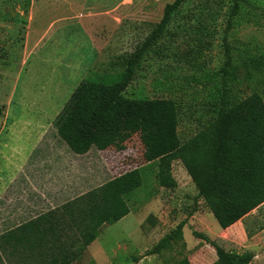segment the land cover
<instances>
[{
	"label": "rangeland",
	"instance_id": "obj_1",
	"mask_svg": "<svg viewBox=\"0 0 264 264\" xmlns=\"http://www.w3.org/2000/svg\"><path fill=\"white\" fill-rule=\"evenodd\" d=\"M174 1L0 0V234L141 168L143 184L130 198L132 211L103 226L74 264H174L184 257L192 264L214 263L212 246L194 231L201 225L212 237L222 228L180 160L172 164L178 186L166 189L157 182V164L147 160L139 133L121 150L93 147L79 155L55 125L83 80L120 77L127 57ZM231 1L187 0L168 27L165 44L152 50L168 45L167 56L151 52L124 93L134 100H174L182 141L209 117L207 104L225 74L226 35L233 58L226 73L230 96H264V0H246L226 34ZM258 214L259 221L251 220L254 230L264 228V207ZM181 222L186 225L170 250L146 256ZM217 241L229 251L245 249L226 238ZM254 247L251 264H264V236Z\"/></svg>",
	"mask_w": 264,
	"mask_h": 264
},
{
	"label": "trees",
	"instance_id": "obj_2",
	"mask_svg": "<svg viewBox=\"0 0 264 264\" xmlns=\"http://www.w3.org/2000/svg\"><path fill=\"white\" fill-rule=\"evenodd\" d=\"M186 1L166 5L161 21L142 46L127 57L126 68L117 80L110 76L83 80L55 125L63 131L70 150L79 155L93 147L105 150L116 146L121 150L132 135L139 133L147 160L157 164L158 184L166 189L178 186L172 164L180 160L196 185L198 197L225 230L264 205V96L259 92L238 100L230 96L226 73L233 58L227 35L224 78L207 104L209 117L189 139L182 141L180 137L179 108L174 100H134L124 95L151 52L167 56L168 45L152 50L165 44L168 27ZM245 2L231 1L226 34ZM144 174L141 168L128 171L0 234V264H74L99 237L103 226L120 221L132 211L130 198L141 188ZM185 225L181 222L170 230L146 256L170 250ZM194 236L213 247L217 257L213 264H251L255 258L249 251H229L204 233L194 231ZM174 264L192 262L184 257Z\"/></svg>",
	"mask_w": 264,
	"mask_h": 264
},
{
	"label": "crops",
	"instance_id": "obj_3",
	"mask_svg": "<svg viewBox=\"0 0 264 264\" xmlns=\"http://www.w3.org/2000/svg\"><path fill=\"white\" fill-rule=\"evenodd\" d=\"M264 205H262L261 207H259L258 209L253 210L251 213H249L247 216H245L242 220L238 221L237 223H235L234 225H232L231 227L227 228V229H222L221 232H219V235H215V236H210L209 233L207 232V228L203 227L200 225V232L206 234L207 236H209L211 239L213 240H217V239H228L231 241H235L237 244H240L242 246H244V250L242 252H253L256 255V248H253V244L256 243L258 241V239H260V237L264 236V228H260L261 230H254L250 227L251 224V220L255 219L257 221L260 220V215H255L256 210H259L260 208H263ZM210 214H212L210 212ZM214 222V221H213ZM214 227L215 222L213 223ZM248 230V231H247ZM257 231V232H256ZM250 237H249V234ZM224 236V237H221ZM260 249L262 248V245H260L259 247ZM259 249V251H260ZM212 250V258L214 259V261L217 259L216 255H215V250L213 249V247L211 248ZM211 253V252H210ZM257 256V255H256Z\"/></svg>",
	"mask_w": 264,
	"mask_h": 264
}]
</instances>
